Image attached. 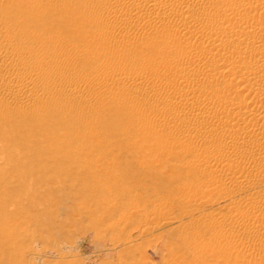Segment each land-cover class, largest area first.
Segmentation results:
<instances>
[{"label":"rangeland","instance_id":"rangeland-1","mask_svg":"<svg viewBox=\"0 0 264 264\" xmlns=\"http://www.w3.org/2000/svg\"><path fill=\"white\" fill-rule=\"evenodd\" d=\"M146 1L13 0L12 4L11 0L0 1V16L6 12L2 18L0 17L2 19H0V25H9V33L12 34L9 36L13 37L14 35L13 40L10 37L14 42H11L9 36H7L8 39L5 38L6 36H0V41L5 45V48L12 43V46L18 47L21 44L20 47L28 50L31 56L29 57V53L25 51V57L14 56L15 58L12 57L9 61V65L16 66L17 62L29 57L26 59L27 61L36 60L32 61L36 69L31 66L32 69H28L27 72L29 70L30 72L37 71L43 67L40 70L45 75L44 79L42 76L38 81V79L25 76L27 72H22L25 74L23 76L21 72L11 71L9 79L6 77L5 84L0 86V264H264V234H261L260 245H250L252 235L259 233L252 230V226L248 229L243 228L246 224L251 225L255 217L264 216V203L262 202L260 206L256 207L254 202L260 195L261 198L264 196V172L261 175L263 180L261 177L257 179L258 182H253L254 185L250 184L251 186L246 188V192L240 188H234L236 191L234 189L232 191L225 190L222 185L215 183L211 178L214 175L219 176L227 173V170L210 167L209 161H206L211 156L208 157L206 150L201 147L190 149L187 147L189 137L180 140L172 136V139L171 133L167 135L165 142L162 140L160 142L158 139L161 135H156L157 130L152 129L154 125L150 123L153 118L161 117L166 112L177 119L167 125V132L185 131L196 123L199 128L201 126L202 130L205 129L203 136L198 138L202 144L219 143L222 139L221 135L208 134L209 128L214 127V124L207 121H202V124L198 123L195 121V114L208 116L215 109H224V106L210 99L206 104H192L193 108L192 106L188 108L180 106H169V108L167 106V108L163 102L159 101L156 109L146 116V114H142L141 108L139 109L140 103L136 106L131 102L128 92H125L128 97L120 92L121 83L118 81L122 79L123 73L120 75L122 77H119L120 71L117 72L118 68L125 64L137 63L138 71L141 69L143 75L137 71L138 68H135L136 76L138 74L140 77L149 75L147 72L158 64V59L154 56L155 54H152L153 58L151 57V59L155 62L151 61L149 59L151 54L148 56L146 53L145 58L144 53L141 55L138 52L139 45L137 44L140 43L142 47L146 46L151 42L154 34L168 28L169 25L164 26L166 23L173 22L170 26L172 28L174 24L177 30L179 24L183 22L177 19L179 9H186L190 5L192 10L204 11L209 16L211 14L210 17H216L219 13L225 15L241 13L242 16L248 14L247 17H255L257 21L262 19L264 21V0H191V2L190 0H188L189 2L180 0L181 3H178L176 8L171 6V2L174 0ZM2 2L4 3L2 4ZM127 4L130 6H126ZM9 7H11L10 11ZM133 7L134 10L141 13L143 11L148 13L149 27L135 31V37L128 38V41L125 42V47L128 50H125L124 43H122L123 47L121 44L119 48L121 52L113 51L116 56H119L116 59L119 63L108 62L113 63L110 64L111 67L109 66L108 70L113 68L112 73L114 72L116 75H108L107 85L102 84L103 82L91 81L90 89L84 86L87 90L86 93L83 88V84L86 82L85 78L90 81L96 75L104 74L106 69L103 71L104 68H100L101 71H98L100 69L97 66L102 67L100 65L108 61L106 54L93 53L92 46L98 45L97 47L101 49L106 46L104 49H107L117 34L116 28L106 26L103 27L106 34L111 30L114 33L111 31L110 35H104L102 43L92 40L91 31L96 26L94 19L97 18V10H99L98 14L101 10H108L111 14L119 13L121 15L122 13L121 16L127 17L128 13L126 12L128 11L124 12L123 10L126 8L132 10ZM250 10L252 11L250 12ZM12 11L14 12L12 13ZM171 11L177 13L173 15ZM129 13L131 12L129 11ZM17 16L19 22L15 19ZM20 17L22 18L20 19ZM10 18L11 20H9ZM139 18L136 17L130 23L131 26L127 25L129 30L136 28L138 23L144 19ZM36 21H38L37 27L36 23L33 24ZM15 23L22 25L20 24L18 27L15 26ZM234 28L241 34L248 31L246 28L245 31L244 28ZM185 31L188 32L184 28L180 29L182 33H186ZM26 33L28 37H24ZM194 33V38L202 34L199 31ZM88 34L89 38L86 37ZM3 37L6 41L2 39ZM27 40L30 41V45ZM44 40L45 42H43ZM53 40L56 42L53 43ZM88 40L91 41L87 48L89 51L85 48L89 45ZM124 40L126 41V39ZM57 41L60 45L57 44ZM83 41L85 44L82 43ZM129 41H134L137 46L130 48ZM38 42H43L44 47L41 49L36 47ZM46 42L49 43L46 44ZM54 44L58 46L55 45V47ZM60 46L73 48L74 54L66 53L64 47ZM31 47H36L37 50H33ZM52 47L54 49H51ZM44 48L46 52L42 51ZM76 49L80 51H75ZM131 49H134L133 52ZM185 49L187 50V48ZM81 50L86 52L82 54ZM246 51L250 54L253 50L247 49ZM246 51L245 54H248ZM32 52L37 54L35 56L33 53L35 59L32 57ZM75 53L76 55L78 53V57ZM79 53L82 55L80 56ZM84 54L86 55L84 56ZM37 56L40 59H37ZM60 56L61 58L67 56L68 59L62 58L61 60ZM132 57L134 59L138 57L139 61L137 58L134 61ZM38 60L39 63H37ZM44 60H51L49 63H54L56 66L52 64L53 68L49 67L47 70V62L45 63ZM140 61L144 63H138ZM149 63L153 64H150L152 68L147 66ZM57 65H61L62 67H60L64 69L56 73L54 67ZM119 65L121 66L118 67ZM213 67L217 72L223 71L225 78H230L222 64L217 63ZM239 69H242L243 73L246 69V72L249 70L244 66ZM239 69L233 70L234 75L242 74L239 73L241 72ZM91 73L93 74L91 75ZM19 74L20 76L22 74L26 81L30 80L27 82L31 83L29 84L30 87L32 86L31 89L29 87L25 95L20 93L15 98H6V89L11 82V77ZM82 76L85 77L84 80H82ZM168 76L172 75H164L159 78L163 77L161 79L164 81L166 79V81H170L173 77H169V80ZM68 77L70 78L68 79ZM55 79L61 80L62 88L53 84ZM76 80L78 84L75 82ZM80 84L82 89H80ZM204 85L217 89H226L229 86L223 81L205 82L202 86ZM134 86L135 84L129 86L131 91L136 88ZM184 86L177 87L182 94L184 90L194 85L191 87L187 85L185 88ZM249 87L246 86L242 89L244 91L241 90L242 96L245 93V97L251 96L256 86ZM263 87L264 85L259 86L261 89L258 90H264ZM92 88L98 90L100 100L94 98L95 96L90 97L89 92ZM195 89L197 88L195 87ZM79 90L84 91L79 92ZM138 90L141 91L139 97L142 102L151 99L155 87L151 85L142 89L138 88ZM201 90L200 92L204 93L205 90ZM247 90L250 96L247 94ZM31 91L33 95H30ZM117 91L119 95L116 96ZM67 92L70 96H76L75 98L82 97L86 98V101L89 99L88 102L94 101L95 103L86 102L83 104V107L88 105L86 107L89 110H85L86 107L82 108L78 103L72 104L63 100ZM62 93L63 95H61ZM97 99L99 101L96 102ZM129 100L130 102H128ZM131 103L133 104L131 105ZM225 110L228 112V118L221 119V123L246 122L242 119L238 120L236 115L229 116L233 115L235 111ZM189 112L194 116H191L192 114L190 115ZM184 115L185 117H183ZM247 124L245 123V125ZM81 131L87 132L86 135L83 132V137H80ZM257 140L256 143L264 145V139ZM234 142L235 147H242L240 142H236V140ZM222 155L228 156L227 164L236 165L238 172L253 174L257 169H260V166L258 168L249 160L240 161L229 157L227 152L221 151L212 156L218 158ZM234 160L235 162H232ZM253 168H255V172ZM192 178H197V182L199 181L198 183L201 185L198 186L195 185L197 182H191ZM199 178L200 180H198ZM194 185L199 189L194 191ZM199 190L204 191L202 193ZM252 202L253 205H251ZM133 203L137 204V207L140 204L138 210L134 208ZM141 206L144 207V210L141 209ZM211 216L214 220L209 219ZM236 221H239V224ZM260 229L264 232V228ZM231 240L235 242L236 247H231V249L233 248L231 252L226 253L224 247L231 246L233 243V241L230 242ZM248 254L251 256L249 257Z\"/></svg>","mask_w":264,"mask_h":264},{"label":"bare ground","instance_id":"bare-ground-1","mask_svg":"<svg viewBox=\"0 0 264 264\" xmlns=\"http://www.w3.org/2000/svg\"><path fill=\"white\" fill-rule=\"evenodd\" d=\"M11 1H12L11 2V4H12L13 3V0H11ZM148 1H146V2H148ZM179 1L178 0H174L173 2H171L172 3L171 6H173V7L175 6V8H176V6L178 5V3H181V1L183 2L185 0H181L180 2ZM187 2H189V1L187 0ZM190 2H191V0H190ZM3 3L4 2H2V4ZM240 5H242V4H240ZM126 6H128V4ZM10 8L11 7H9V9H8L9 11H10ZM169 8H171V7H169ZM191 8L192 7L189 5L188 7H186V9L185 8L184 9L181 8L183 10H180L179 9L178 18H177V15H176V18L179 21L182 20L183 22L181 21L182 23L179 24V27L177 28V30L174 27V24H173V27L175 29L173 27L171 28L170 24H172L173 22L170 23V24L169 23L168 24L166 23V25H164V26H168L169 25L168 28H166L165 30L159 31V33H157L156 35L154 34L152 36L151 42L147 43L146 46L144 45L142 47V46H140V43L137 44V45H139L137 47L138 48V52L141 55L143 53H144L143 54L144 56H145V53L148 56L151 54L150 57H149V59L151 61H154L155 62V60L151 59V57L153 58V55L152 54H155L154 56L156 57V59H158L157 60L158 64L156 66L154 65L153 68L150 67V64L153 63V62H151V63H149L147 65L148 67L152 68L151 71L145 66L150 71V73H148L149 72L148 70H147L148 72L146 71L147 74H149V75H147L146 72H144L147 76L140 77L139 74H138V76H136L137 74H135V70L138 68L137 66H139L137 63H135L133 65H131L132 64L131 62H129L131 64H125V65H123L124 63L123 64L120 63L123 66L120 67L121 65H119L118 67H120V68H118L119 69L118 71H117V69L116 70L114 69L117 72L120 71V73L118 74L119 77H122L120 75L123 73L122 79L119 78L121 80L118 81L119 83H121L120 92L122 94H124V95H125V92L126 93L128 92L129 93V96H130L131 102L135 103V105L136 104L139 105V103H140L139 109L141 108V110L143 111L142 114H146V116L149 115L150 112H152L154 109H156L155 107L158 106L157 104H158L159 101L163 102L166 105V107L167 106L168 107L169 106H173V107L174 106H177V107L180 106V107H186V108H188L189 106H192V104H194V103H197V104L205 103L206 104V102H209L210 99H212L217 104H220L221 103L224 106V109L221 107L222 105L220 104L221 105L220 107L222 109H215L212 112L211 115L205 116L203 114L204 115L203 116L202 114L200 115L199 113H198V115L195 114V121H198V123L199 122L201 123L202 121L203 122L204 121H207L210 124L212 123V125L214 124V127H211V129L209 128V130H208V128H207L208 134L210 133L211 135H215V136L221 135L222 136V139H221V142H219V143H209V144H204L203 143L202 144V142H200L198 140V138L199 137L201 138V136H203L205 129L202 130L201 129V126L199 128L196 123L195 124L193 123L194 125L191 126L190 129H188V130L186 129L185 131L184 130H173L172 132L171 131L167 132V130H166L167 125L170 124V123L175 122L177 119L175 118V116H171V115H169L166 112H165L166 114L164 113L161 117L153 118L150 123H152V125H154V127H152V129L155 128L157 130L156 135L157 134H160L161 135V137L159 136L160 139H158V140H160V142H161V140L163 142H165L167 140L166 139L167 138V135L170 134V133H171V137L173 136L174 138L180 139V140H181V138H185V137L188 138L189 137L190 139H189V142L187 143V147H189L190 149H193V148L196 149V148H200L201 147L204 150H206V152L208 154V157L211 156V158H209V160L206 161V162L209 161L208 163H209V166L210 167H212L214 169L224 168L225 171L227 170V173L225 172L224 174H221L219 176H216V175L213 176L212 175L213 178H211V179H213V181L215 183H218L219 185H222L225 190L227 189L229 191H232V189H234V188H237V189L240 188V190H245L244 192H246V188L250 184H252L253 182L257 181V179H259L260 177L262 178L261 175L264 172V145L256 143V140L257 139H259V138L264 139V90L263 89L262 90H258V89H261V88H259V86L264 85V72H263V69H264V21H263V19L261 21H257L255 19V17H253V18L252 17L250 18L249 16L247 17L248 14L247 15H244L243 14L244 16H242V15H240L241 13L240 14H237V15H235V13L233 15L232 14L231 15H228V14L225 15V14L219 13V15H217L216 17H210L211 14L209 16L204 11H198V10L196 11V10H192ZM4 9H6V8H4ZM126 9H124L123 11L124 12L125 11H128V12H126V13H128L127 17H125V15L124 16H121L122 15L121 12H120L121 15L119 13H118L119 14L118 15L116 12H115L116 14H111L108 10H101V9H100L101 11L98 14V11L99 10H97V12H96L97 13V18L94 19L95 20L94 22H95V25L96 26H95V28L93 27V29L91 31V38H92V40L94 42H101V40L104 37V35L105 36L110 35L111 31H113V30H111L110 33L106 34L105 33V30L103 29V27L105 28L106 26L116 28L117 34H116V36L113 35L115 37V40L110 45V47L107 48V49H104L106 46L103 48L100 45L102 47V49L101 48H98L97 47L98 45L96 47L92 46L93 47V49H92L93 53H96V54H101L102 53L104 55L106 54V58L108 59V61L107 62H103L102 65H100L102 67H99V65L97 66L99 69L100 68H104V69H102L103 71L106 69L105 73L103 72L106 75H104V74H102L100 72L102 75L101 74L96 75L90 81L87 80L84 77L86 82L84 81L85 83L83 84V88L85 86L86 88L88 87V89H90L91 87L89 88V86H90L89 84L92 83L91 81L103 82L102 84L107 85L106 84V80L108 79V75H110V74L111 75H116L114 72H113L114 74L112 73V69L113 68L111 70L110 69L108 70V67L109 66L111 67L110 64H113L115 62H118L116 59L119 56L118 55L116 56L115 55V52H113V51H115V50L120 51L119 48H120V46H121L122 43H124V48L126 50L127 48L125 47V42L128 41V38H130V39L131 38H134L135 35H136L135 34V31L137 32V30H139V29L140 30H143V29H145V28L147 29V27H149V22L150 21H149V18H147V15H148L147 12H146L147 14L144 13L145 11H143V13H141L138 10H134L135 9L134 7L132 8V10L131 9L130 10H128V9L126 10ZM14 11H12V13ZM129 11L131 13H129ZM218 11H220V10H218ZM251 11L252 10H250V12ZM0 13H1V11H0ZM172 13H170V14H172ZM174 13H173V15H174ZM213 13L217 14L218 12L217 13L216 12H213ZM4 14H6V12ZM4 14L2 16H4ZM173 15H172V17H173ZM2 16H0V17L2 18ZM18 16H17V18L15 17V19L18 20ZM22 16H23V13H22ZM150 16H152V15H150ZM134 17L135 18L136 17L137 18L140 17V18H144V19H142V21L138 23L137 27L134 28L135 30L133 29L134 30V32H133V30L131 28H130V30L128 29L129 26L127 27V25L129 24L131 26L130 23L133 22V20L135 19ZM21 18L22 17H20V19ZM26 18H28V17H26ZM33 19H31V20L33 21ZM171 19L173 21V18H171ZM9 20H11V18ZM28 21H30V20L28 19ZM169 21H171V20H169ZM17 22H19V20ZM22 22L24 23V20ZM37 22L38 21L34 22L33 24L36 23L35 24V26H36L37 25ZM84 23H85V21H84ZM178 23H180V22H178ZM1 24H2V22H1ZM20 24L19 23H15V26L17 25L19 27ZM33 24H31V25H33ZM8 26H6V25H0V36H4V37L6 36L5 38H7V36H9V34H10L9 33L10 32V28ZM35 26L33 25V27H35ZM18 27H16V28H18ZM24 27H27V26H24ZM52 27H53V25H52ZM234 27H236V28L238 27V28H242V29L244 28L243 29L244 31H245V28H246V30L248 29V31H246V33H244V34H241V33H238L237 32V29H235ZM47 28H49V27H47ZM47 28H45V29H47ZM183 28L186 29V30H188V32H186V31H185L186 33L180 32V29L183 30ZM24 30L26 31V29H24ZM24 30H23V32H24ZM90 30H91V28H90ZM196 31L197 32L199 31L202 34H200V36L194 38L193 37V34H195L194 32H196ZM27 33H26V36H24V37H28ZM112 33H114V31ZM138 33H139V31H138ZM49 34H50V31H49ZM10 35H12V34H10ZM88 36H89V34L86 37H88ZM4 37L2 39H4ZM10 37H12V36H9V39H10ZM13 37H14V35H13ZM13 37H12V40L14 39ZM48 39L50 40V38H48ZM123 39H126V41L125 40L123 41ZM12 40H11V42H14ZM45 40H47V39H45ZM45 40L43 42H45ZM27 41L29 42V45H30V41L29 40H27ZM50 41H52V40H50ZM88 41L89 42H87V43H89V45L88 46H86L87 44L85 45L86 46L85 47L86 49L90 46V43H91L90 40H88ZM43 42L42 43L41 42H38L36 47H38L40 49H41V47L43 48L44 47L43 46L44 45ZM55 42H56V40H55ZM55 42L53 40V43H55ZM15 43H16V41H15ZM48 43L46 42V44H48ZM82 43H84V41ZM4 44H6V43H4ZM25 44H27V43H25ZM57 44H59L58 41H57ZM12 45H13V43L11 45H8L5 48V45H3L2 44V41H0V76H1L0 77V86L3 85V84H5V78L6 77H8V79H9V76L11 74V71H15L16 73L17 72H19V73L20 72L21 73L22 72L25 73V72L28 71V69L31 68V66L34 65V63L32 64V61L33 62L36 61V60L35 61L34 60L27 61L26 60L27 58H29L31 56H30V53L28 52V50L26 51L25 49H23V47H20L21 44H20L19 47L18 46H12ZM55 45L56 44H54V46ZM129 45H131L130 48H134V47L137 46L136 43H134V41L133 42H130L129 41ZM50 46H52L51 43H50ZM56 46H58V45H56ZM36 47L35 48H32L31 47V48L33 50H35V49L37 50ZM60 47L63 48L64 46H60ZM111 47H112V49H111ZM122 47H123V44H122ZM185 48H187V50ZM51 49H54V48L52 47ZM63 49L68 54L69 53H73L72 52L73 51V48H71L69 46H65ZM247 49H251L253 51H251V53L249 54L250 51L248 50L249 52H247L246 51ZM33 50H31V51H33ZM82 50L84 51L85 49H82ZM82 50H81V52H82ZM87 50L89 51V49H87ZM133 50H132V52H133ZM25 51L27 53H29V57L25 58V60H21L20 62H17L16 61L18 64H16V66H12L11 67L9 65V61L11 60V58L14 57V56H17V57L18 56H22V58H23L26 55V52ZM42 51H45L46 52L45 48H44V50L42 49ZM42 51H39V52L41 53ZM75 51H80V50H77L76 49ZM88 51H87V53H88ZM245 51L248 54H245ZM85 52H82V54L85 53ZM125 52H127V51H125ZM33 53L34 52H32L31 54H33ZM34 54L32 56L33 58H34ZM82 54L79 53L80 56ZM36 55L37 54H35V56ZM42 55H45V54H42ZM75 55H76V53H75ZM77 55H78V53H77ZM85 55L86 54H84V56ZM119 55H120V53H119ZM80 56H79V58H80ZM93 56H94V54H93ZM66 57H62V58L68 59V57L67 58ZM138 57H135V59L137 58V60L139 61V58ZM60 58H61V56H60ZM62 58H61V60H62ZM130 58H131V56H130ZM141 58L143 59V57H141ZM145 58H146V56H145ZM145 58L143 60H145ZM20 59L21 58L19 57V60ZM37 59H40V58L38 57ZM105 59H103V60L105 61ZM135 59H134V61H135ZM15 60H17V59H15ZM49 61H51V60H47V61L44 60L45 63L47 62V68H46L47 70H48L49 67L50 68H53V65L52 64H54V63L50 64ZM111 61L113 63H108V62H111ZM121 61H123V60L121 59ZM130 61H131V59H130ZM39 62L40 61L38 60L37 63H39ZM63 62H65V61H63ZM85 62H86V60H85ZM91 62H93V61H91ZM142 62L143 61H140L138 63H142ZM45 63H44V65H45ZM48 63H49V66H48ZM55 63H56V61H55ZM126 63H128V62H126ZM217 63H220V64L223 65V67H225V70L230 75V78L229 77L225 78V75H224V72L223 71L217 72V70L214 69L213 65L216 66ZM153 64H151V65H153ZM116 65H112V66H114L116 68L117 67ZM60 66L57 65V67H54V70H55L56 73L57 72H61L62 69H64V68H61L62 66L61 67ZM243 66L249 68V70L247 72H246L247 69L245 70L246 73L245 72L243 73L242 72V69H239V68H241ZM33 67L35 68V66H33ZM97 67H96V69H98ZM40 69H43V67L40 68ZM40 69L39 70L37 69V71H35V70L34 71H31V72L29 70V72L26 73L27 75H25L23 73L22 74H23V76L25 75L27 77L34 78L35 80L38 79V81H39V78H41L43 76V79H44V76H45V75H43V72ZM46 69H44V70H46ZM143 69H145V68H143ZM143 69H142V71H144ZM235 69H239L241 72H239V70H238V72L239 73H242V74L234 75L235 73H233V70H235ZM138 70H139V68L137 69V71ZM98 71H101V69L98 70ZM137 71H136V73H137ZM52 72L54 73L53 70H52ZM63 72H65V71H63ZM138 72L141 73V69ZM22 74H21V76H20V74L19 75H15V76H13L14 78L11 77V82H10V84H8L7 89H6V91H7V93H6L7 96L5 95L6 98L7 97H9V99L12 98V97L15 98L20 93H24V95H25V93L29 90V87H30L29 84H31V83H28V82L30 80L28 79L29 81L27 80L28 81L27 82L25 80V77H22ZM73 74L76 75V73H73ZM92 74L93 73H91V75ZM141 74L143 75V72ZM72 75H71V77L74 76V75L73 76ZM164 75H172L171 77L168 76V79L169 80H170V78H172V77L173 78L170 81H166L167 79L164 81V79H161V78L164 77ZM68 76H70V75H68ZM79 76H80V74H79ZM160 76H163V77L159 78ZM88 77H89V75H88ZM69 78L70 77H68V79ZM82 78H83V76H82ZM84 78L82 80H84ZM89 79H90V77H89ZM53 81H54L53 84L56 87H58V86L61 87V82H60L61 80L59 81V79H57V80L55 79ZM115 81H116V79H115ZM212 81H216V82L217 81H220V82L223 81V83H225L226 85L229 84V86H227L226 89H217V88L209 87V85L208 86L207 85L202 86L203 84H205V82L208 83V82H212ZM75 82L77 83V80ZM62 83H64V82H62ZM70 83H68V84H70ZM79 83H81V82H79ZM119 83H117V84L119 85ZM131 84H135V86H136V88L134 90H132V91L130 90V87H129ZM151 85L155 87L154 93L152 92L153 93L152 94V97H150L151 99L150 100H144V101L141 102V100H140L141 97H139L141 91H139L140 89L138 90V88H141L142 89V88H145V87L151 86ZM179 85H182V86L185 85L184 88L187 87V85H188V87H189V85H190V87L192 85H194L197 89H195V87L193 86L195 90L192 89L193 87H191V88H188V89L184 90V93L182 94L177 89V87ZM71 86H72V84H71ZM246 86H250V87L251 86H253V87L256 86V88L253 89L254 91L251 94V96L249 95L250 93L248 94L249 91L247 90V94L250 97H245L246 96V93L244 94V96L241 95V90L244 89ZM31 87H30V89H31ZM81 87L82 86L80 84V89H82ZM93 88H95V87H93ZM93 88H92L91 91L89 90L90 92L88 91L90 93V97L95 96L94 98H98L99 99L100 98V95L98 96V90L97 91L95 90L97 87L94 90H93ZM43 89L46 90L47 88H43ZM200 89H202L201 91L205 90L204 93L200 92ZM84 90L87 93V90L85 88H84ZM83 91L79 90V92H83ZM242 91H244V90H242ZM31 92H29L30 95H33V92H32V94H31ZM68 92H70V91H68ZM68 92L64 95V98L62 96L63 100H65L67 102H70L72 104L73 103H78L79 106H82V108H85L86 106H88L86 104V106L83 107V104H85L86 102H88L89 99H87V101H86V98H82V97L81 98H75L76 96L75 97L74 96H70V94ZM182 92H183V90H182ZM251 92H252V90H251ZM49 93H50V91H49ZM117 94H118V91L116 92V96H117ZM242 94H243V92H242ZM61 95H63V93ZM125 96H127V95H125ZM87 98H89V97H87ZM238 98H241V99L240 100H237ZM98 99L96 100V102L99 101L101 98L99 100ZM92 100H94V99H92ZM130 100L128 102H130ZM88 103H95V102L94 101L93 102L89 101ZM133 103H131V105ZM78 104H77V106H78ZM128 104H130V103H128ZM138 105H136V106H138ZM193 106H192V108H193ZM89 107H91V106L89 105ZM163 107H164V105H163ZM87 109L89 110V108L86 107L85 110H87ZM225 109H229L232 112L235 111V113H233V115L229 111V113L231 114L229 116H235L236 115V118L238 117V120H240V119H242V121L245 120L246 121L245 123L246 124L248 123V124L245 125V123H242L241 121H240L241 123L240 122L239 123L238 122H233V121H232V123L228 122V124L227 123L225 124L223 122L221 123L220 120L221 119L223 120L224 117H227L228 116L227 115L228 112ZM186 110L184 111L185 113L187 112ZM80 111H79V114L81 115ZM189 111H190V109H189ZM160 113H161V111H160ZM189 113H190V115L192 114L191 116H194L193 113H191V112H189ZM183 117H185V115ZM141 118L144 119V117H141ZM207 122H205V123H207ZM155 129H154V131H155ZM81 132H82V134L79 133V135H80V137H83V132L84 131H81ZM86 133L84 132V135H86ZM173 137H172V139H173ZM234 140H236V142H240L242 144V145L240 144L242 147H237V146L235 147ZM187 141H188V139H187ZM240 145H238V146H240ZM221 151L222 152H227L229 154V157H233L236 160H240V161L241 160H249L250 162H253L251 164H254L258 168L260 166V169H257V171L255 172V170H254L255 168H253V170L255 172L253 174H249L248 171H247L248 174H244V173H242V171L238 172L237 171V168L238 167L236 168V165L231 164V163L227 164V162L229 161V159L227 161L228 156L222 155V156H220L218 158L212 156L213 154L219 153ZM204 160H206V159H204ZM202 162H203V160H202ZM232 162H235V160L232 161ZM253 170H251V171H253ZM210 174H208V175H210ZM198 180H200V178ZM262 180H263V178H262ZM191 182H197V178H192ZM198 182L195 185L200 186L201 184L198 183ZM195 185H194V187H195ZM252 185H254V184H252ZM195 189L198 190L199 188L198 187H195L193 190L195 191ZM219 189H220V187H219ZM234 190L236 191V189H234ZM201 191L203 193L204 190H199V192H201ZM190 192H192V191H190ZM224 192L226 193V191H224ZM189 195L192 196V194H189ZM199 195H201V194H199ZM207 195H208V193H207ZM256 199H254V200H256ZM263 199H264V196H263V198H261V195H260V197L256 201H254L256 207L260 206L262 202L264 203ZM136 205L137 204H134L133 203L134 208L138 210V207L140 206V204H139L138 207ZM251 205H253V202H252ZM143 208L144 207H142L141 209L144 210ZM207 218H208V216H207ZM209 219L210 220H214V218H212V216ZM236 222L238 223L239 221H236ZM216 223H218V222H216ZM210 224L215 225L214 223H210ZM250 226H252L251 227L252 230H254V231L256 230L260 234L259 235V234H256L255 233L254 235H252V237L250 238V245L251 244H253V245H260L261 244V240H260L261 234L262 235L264 234L263 230L260 229V228H264V216H260V217H257V218L255 217V219H254V221L252 222L251 225H249V224L247 225L246 224V225L243 226V228L244 229H248V228H250ZM237 240H239V239H237ZM232 241L233 240H231L230 242L232 243ZM240 241H238V242H240ZM216 244H217V242L215 243V245ZM240 244L242 245L243 243H240ZM215 245H213V246H215ZM231 247H234V248L236 247L234 241L231 244V246L226 245V247H224V251L226 253H230L231 250L233 249V248L231 249ZM251 254H248V256L250 257ZM255 261H256V259H255Z\"/></svg>","mask_w":264,"mask_h":264}]
</instances>
